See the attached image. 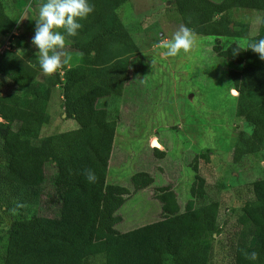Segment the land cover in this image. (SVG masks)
I'll use <instances>...</instances> for the list:
<instances>
[{
  "label": "trees",
  "instance_id": "obj_1",
  "mask_svg": "<svg viewBox=\"0 0 264 264\" xmlns=\"http://www.w3.org/2000/svg\"><path fill=\"white\" fill-rule=\"evenodd\" d=\"M128 1L89 0L93 12L79 20L82 27L75 37L65 39L64 48L78 56L75 65L62 63L39 81L34 68L12 52L0 63V222L8 219L0 264H92L97 258L102 264H212L215 235L225 237L227 264H264V178L250 184V196L226 228L217 221L219 203L202 202L205 180L196 174L184 207L172 184L157 187L152 191L160 205L157 219L127 231L117 229L123 219L118 211L131 193L153 183L145 171L131 176L132 192L106 183L118 117L98 107L97 100L121 96L130 80L128 54L137 53L138 46L118 13ZM5 3L0 0L3 35L20 25ZM173 3L186 27L194 17L195 33L215 36L213 51L232 64L228 75L238 92L236 113L251 129L238 133L233 152L237 157L256 153L264 145V61L250 49L233 55L220 39L235 35L228 17L232 8L258 10L264 0ZM262 37L264 11L245 47ZM118 46L125 51L121 58ZM24 47L32 46L26 42ZM56 87L62 94L63 119H73L77 127L40 136L50 122ZM154 139L151 144L160 146ZM152 149L157 157L165 155ZM88 170L95 173V182L87 181ZM49 187L52 194L43 200ZM44 202L52 203L54 215L42 212ZM253 251L256 261L247 258Z\"/></svg>",
  "mask_w": 264,
  "mask_h": 264
},
{
  "label": "rangeland",
  "instance_id": "obj_2",
  "mask_svg": "<svg viewBox=\"0 0 264 264\" xmlns=\"http://www.w3.org/2000/svg\"><path fill=\"white\" fill-rule=\"evenodd\" d=\"M5 1L6 12L20 25L13 34H0V63L12 52L22 64L34 68V78L41 81L44 74L35 54L37 49L24 44L30 43L38 7L46 0ZM26 11L28 15L24 14ZM263 11L264 5L258 10L232 8L228 17L235 35L222 36L221 43L225 46L230 41H241L245 46L249 36L257 32ZM118 13L138 52L128 54L130 80L121 96L97 101L98 107L107 105L110 113L118 117L106 183L125 186L132 192L130 178L139 171L148 172L153 183L150 189L131 193L118 211L123 219L117 229L127 231L157 219L160 205L152 196L157 187L172 184L180 206L184 207L196 174L205 180L202 202L219 203L217 221L226 228L250 196V184L264 178V145L253 154L237 157L233 152L238 133L249 134L251 129L236 113V98L231 93L228 75L232 64L213 51L215 36L195 33L197 23L192 16L188 27L194 44L189 53L181 52L175 57L163 55L166 49L160 45L171 40L181 25L187 26L179 19L173 0H129ZM20 30L24 31L22 41ZM117 48L121 58L125 51L120 46ZM61 51V60L67 59L68 67L78 63L74 51L66 48ZM52 97L54 102L48 110L50 122L40 136L77 127L73 119H63L58 87ZM152 138L160 143L158 149L165 152L163 157L155 155ZM51 194L52 188H46L43 200ZM42 206L43 213L55 214L52 203L44 202ZM7 223V218L0 222V252ZM214 237L212 264H227L225 237ZM92 264L102 261L97 258Z\"/></svg>",
  "mask_w": 264,
  "mask_h": 264
},
{
  "label": "clouds",
  "instance_id": "obj_3",
  "mask_svg": "<svg viewBox=\"0 0 264 264\" xmlns=\"http://www.w3.org/2000/svg\"><path fill=\"white\" fill-rule=\"evenodd\" d=\"M92 12L93 7L89 0H46L39 5L37 16L34 18V35L30 44L37 49L35 54L38 56L39 67L44 75L54 74L62 63H67V59L61 60L65 39L75 37L77 30L82 27L79 20L87 18ZM24 14L28 15V12ZM59 29H63V32L58 31ZM193 44L191 29L181 25L171 40L164 42L160 47L166 49L163 53L165 57H175L181 52L189 53ZM233 44L235 47H232ZM228 47L231 48L233 55L250 49L258 54L259 60L264 61V37L247 43L246 47L241 41H230ZM86 179L88 182H95V173L88 170ZM247 258L256 261L257 253L253 251L247 255Z\"/></svg>",
  "mask_w": 264,
  "mask_h": 264
},
{
  "label": "water",
  "instance_id": "obj_4",
  "mask_svg": "<svg viewBox=\"0 0 264 264\" xmlns=\"http://www.w3.org/2000/svg\"><path fill=\"white\" fill-rule=\"evenodd\" d=\"M231 93H232L233 95L238 94L237 90L234 89V88L231 89ZM154 140H155V139H154ZM154 140H153V141H154ZM152 146H153V147H156V148H161V146H159V145H152Z\"/></svg>",
  "mask_w": 264,
  "mask_h": 264
},
{
  "label": "crops",
  "instance_id": "obj_5",
  "mask_svg": "<svg viewBox=\"0 0 264 264\" xmlns=\"http://www.w3.org/2000/svg\"><path fill=\"white\" fill-rule=\"evenodd\" d=\"M97 101H98V100H97ZM106 101H107V100H106ZM102 107H105V108H106V107H107V105H105V106H102ZM107 109H108V108H107ZM155 139H156V138H155Z\"/></svg>",
  "mask_w": 264,
  "mask_h": 264
}]
</instances>
